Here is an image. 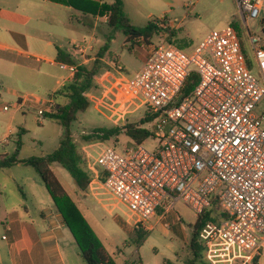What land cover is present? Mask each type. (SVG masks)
Masks as SVG:
<instances>
[{
    "label": "built area",
    "instance_id": "2783aa9c",
    "mask_svg": "<svg viewBox=\"0 0 264 264\" xmlns=\"http://www.w3.org/2000/svg\"><path fill=\"white\" fill-rule=\"evenodd\" d=\"M236 2L242 34L237 18L191 54L174 44H151L135 76L126 78L114 60L101 78L100 97L110 103L116 96L123 116L138 102L157 115L150 124L159 142L154 152L143 145L123 153L99 148L104 143L83 147L92 179L88 193L109 197L105 201L114 210L124 208L127 224L136 230L153 231V221L178 202L197 217L217 203L228 218L208 223L199 235L208 264H255L264 258V39L248 26L256 21L264 26V0ZM242 36L253 55L251 67ZM94 48L91 41L72 46L82 64ZM60 66L73 75L77 69ZM193 74L199 82L184 94ZM40 102L42 121L57 105L53 97Z\"/></svg>",
    "mask_w": 264,
    "mask_h": 264
},
{
    "label": "rangeland",
    "instance_id": "374dc122",
    "mask_svg": "<svg viewBox=\"0 0 264 264\" xmlns=\"http://www.w3.org/2000/svg\"><path fill=\"white\" fill-rule=\"evenodd\" d=\"M25 1L29 3L35 0ZM103 3L111 2L104 0ZM124 3L125 14L132 26L144 28L150 22H165L167 27L176 30L177 33L171 43L188 54L195 52L211 33L230 27L237 18L240 21L235 27L240 34L243 31L236 0H124ZM54 7L53 42L56 47L63 45L72 47L79 42L91 41L96 49L88 56L91 60L86 65L91 66L97 56L102 54V50L109 45V51L104 55V59L110 63L114 59L120 62L126 78L135 76L142 69L147 58L148 46L170 43V35L163 34L154 37L150 43L139 40L141 41L139 44H127L124 33L121 30L111 29L108 20H104L105 17L96 24L93 18L85 19L82 24H78L72 21L69 7L59 3ZM248 26L253 34L264 39L262 34L264 26L259 21L249 22ZM242 40L246 57L252 66L254 59L248 40L243 36ZM43 56L51 58L48 54ZM31 63L33 67L41 68L43 74L55 77V80L65 73L59 67H52L45 60ZM102 63L105 67H109L104 61ZM35 73L38 76L39 73ZM36 81L37 79L33 78L30 82L28 76L24 74L22 82H12L11 87L21 92L31 90L40 93L44 98H50L44 91H38ZM52 88H54L53 84L48 87V89ZM29 100L33 101V98ZM90 102L88 111L80 113L78 120L72 126L74 141L82 151L86 144L83 137L99 130L123 129L129 125L151 129L150 124H142L149 111L145 103L138 102L136 108L123 116L120 112V100L116 96L111 98L110 103H106L104 98L100 97V93L95 92L90 95ZM5 106L8 107L7 111L4 110ZM38 112V107H22L11 96H6L0 102V155L12 156L18 153L20 160H28L49 156L59 148L64 136V128L53 121L46 119L41 121ZM104 146L123 153L125 149L136 145L134 140L123 132L119 137L111 139L99 148ZM143 146L146 150L154 152L159 147V142L150 138ZM53 170L69 196L78 205L98 242L113 257L116 264H167V262L189 264L194 260L190 243L197 219L193 211L183 202H178L172 211L165 215V221L159 224H156V220L153 221L156 228L148 232V239L138 248L136 229L127 224L124 208L114 210L112 203L105 201L109 197H96L88 192L83 196L67 170L58 164ZM51 211L55 215L57 209L43 181L33 168L18 165L11 169L0 170V249L7 243L2 238L10 237L6 232L9 217L21 214L26 221L44 229L47 224L42 215ZM65 235L71 239L76 249L72 252V249L67 247L66 241L62 242L65 256L72 260L76 257V253L77 263L86 264L79 256L78 247L68 230ZM196 264L208 263L201 258ZM260 264H264V258L260 260Z\"/></svg>",
    "mask_w": 264,
    "mask_h": 264
},
{
    "label": "trees",
    "instance_id": "16d2710c",
    "mask_svg": "<svg viewBox=\"0 0 264 264\" xmlns=\"http://www.w3.org/2000/svg\"><path fill=\"white\" fill-rule=\"evenodd\" d=\"M55 3L65 5L86 18L96 19L98 17H108V25L111 29L121 30L127 38V44H139V40L150 43L156 36L169 34V42L177 36L176 30L167 27L165 22H150L144 28H135L129 23L125 14L124 0H112L110 4H102L89 0H51ZM75 18V19H74ZM72 21H80L72 14ZM74 19V20H73ZM112 40V39H111ZM109 51V45L103 50L102 54L97 56L96 61L91 66L82 64L72 49L58 50L57 62L69 67H76V72L72 81L57 91L53 98L56 101L57 108L45 114V119L53 121L64 128V136L60 146L49 156L20 160L18 153L12 156L8 154L0 155V170L11 169L18 165L33 168L43 181L57 213L61 215L64 225L72 235L78 246L79 256L86 264H116L105 248L98 242L97 237L88 225L86 218L78 208V205L69 196L62 182L55 174L53 167L58 164L67 170L75 181L78 191L86 194L91 184V176L87 172V158L84 152L74 141L72 132L73 124L78 120L80 113H85L91 106L90 95L100 90L99 82L107 71L102 60ZM251 67V63L249 62ZM199 78L193 74L187 81L184 94H190L197 86ZM157 118L150 110L146 114L142 124H152ZM123 132L134 140L135 145H143L145 141L153 137L150 130L135 126L126 128L99 130L91 135L83 137L86 144L108 143L111 139L119 137ZM162 215L163 211L160 210ZM228 217L221 213L217 203H214L209 209L205 210L197 217V221L192 231V240L190 243L194 260L189 264H196L204 255V248L199 242V235L204 227L210 223H220ZM137 245L140 248L148 239L149 233L142 230H136ZM139 253V250H138ZM139 262V261H138ZM167 264H172L167 262ZM255 264H260L259 259Z\"/></svg>",
    "mask_w": 264,
    "mask_h": 264
},
{
    "label": "crops",
    "instance_id": "0c3cea01",
    "mask_svg": "<svg viewBox=\"0 0 264 264\" xmlns=\"http://www.w3.org/2000/svg\"><path fill=\"white\" fill-rule=\"evenodd\" d=\"M89 1L104 2V0ZM110 2L112 3V0ZM55 4L51 0H35L29 3L25 0H20V2L0 0V102L6 96H11L17 102L21 98H26L22 107L33 106L39 109L42 107L40 101L48 97L44 98L40 96V93L31 90L21 92L17 88L11 87L12 82L21 83L24 74L28 76L30 82L33 81V78L37 79L38 91H44L45 95L49 97H53L57 91L72 81L74 75L69 70H63L57 62L58 50L72 49V47L64 45L56 47L53 42ZM70 10L71 14H75L79 18L78 24H82L85 19H92L83 17L79 13L76 14V12L73 13L74 10L71 8ZM100 19L99 17L94 19L95 24ZM104 20H108V17H105ZM138 42L141 43V41ZM94 50L96 49L94 48ZM149 50L150 46H148L147 58ZM44 54L50 55L51 58L43 56ZM44 60L52 67H59L65 73L55 80V77L43 74L41 68L37 69L31 63ZM102 61L106 65H110L106 59ZM35 72L39 73L38 76L35 75ZM51 84L54 85V88L48 89ZM30 98H33V101L29 100ZM84 208L86 209V207ZM46 213L42 215L47 224L44 229L35 223L26 221L21 214L9 217L6 232L10 237L2 238L7 243L4 248L0 249V264H78L75 259L78 258L76 253V257H73L72 260L64 254L62 242L66 241L67 247H70L72 252H75L76 249H74L75 246L71 243V239L65 235L68 229L64 225L61 215L57 212L54 215L52 211L49 214ZM163 221H165V217L159 216L156 219V224Z\"/></svg>",
    "mask_w": 264,
    "mask_h": 264
}]
</instances>
